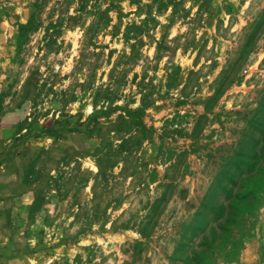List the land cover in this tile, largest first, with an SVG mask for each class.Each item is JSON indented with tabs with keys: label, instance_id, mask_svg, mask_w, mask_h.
Masks as SVG:
<instances>
[{
	"label": "rangeland",
	"instance_id": "obj_1",
	"mask_svg": "<svg viewBox=\"0 0 264 264\" xmlns=\"http://www.w3.org/2000/svg\"><path fill=\"white\" fill-rule=\"evenodd\" d=\"M0 264H264V0H0Z\"/></svg>",
	"mask_w": 264,
	"mask_h": 264
}]
</instances>
